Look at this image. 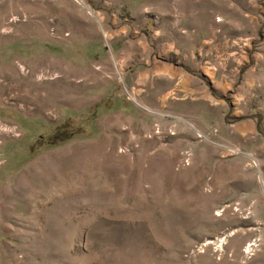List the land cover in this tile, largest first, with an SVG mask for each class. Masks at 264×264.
Segmentation results:
<instances>
[{
  "label": "rangeland",
  "instance_id": "obj_1",
  "mask_svg": "<svg viewBox=\"0 0 264 264\" xmlns=\"http://www.w3.org/2000/svg\"><path fill=\"white\" fill-rule=\"evenodd\" d=\"M0 264H264V0H0Z\"/></svg>",
  "mask_w": 264,
  "mask_h": 264
},
{
  "label": "bare ground",
  "instance_id": "obj_2",
  "mask_svg": "<svg viewBox=\"0 0 264 264\" xmlns=\"http://www.w3.org/2000/svg\"><path fill=\"white\" fill-rule=\"evenodd\" d=\"M30 83V82H29ZM67 84V83H66ZM30 85V84H29ZM68 86H70V85H68ZM67 86V87H68ZM75 86V85H74ZM73 88V87H72ZM76 88H78L77 86H76ZM70 89V88H69ZM74 89H75V87H74ZM79 90H80V88H79ZM71 91V90H70ZM72 91H73V89H72ZM78 91V90H77ZM74 96V95H73ZM71 97V96H70ZM38 105V107L40 108V107H42V106H44V102H40V103H38L37 104Z\"/></svg>",
  "mask_w": 264,
  "mask_h": 264
},
{
  "label": "trees",
  "instance_id": "obj_3",
  "mask_svg": "<svg viewBox=\"0 0 264 264\" xmlns=\"http://www.w3.org/2000/svg\"><path fill=\"white\" fill-rule=\"evenodd\" d=\"M63 141H65L66 139H62Z\"/></svg>",
  "mask_w": 264,
  "mask_h": 264
}]
</instances>
